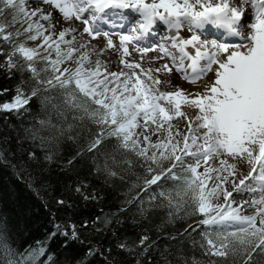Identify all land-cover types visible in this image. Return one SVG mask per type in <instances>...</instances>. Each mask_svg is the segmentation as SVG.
<instances>
[{
    "label": "snow or ice",
    "instance_id": "obj_1",
    "mask_svg": "<svg viewBox=\"0 0 264 264\" xmlns=\"http://www.w3.org/2000/svg\"><path fill=\"white\" fill-rule=\"evenodd\" d=\"M31 3L33 7L29 9L26 0H0V16L8 10L12 13L10 22L0 21V41L10 46V50L0 46V72L10 78L17 73L21 77L12 98L0 102V112L33 116L35 121L37 117L30 108L35 98L41 111L51 105L56 117L61 118L64 112L59 104L52 103L54 97L40 98L41 90H59L66 108L83 113L74 118L87 117L99 126V132L85 150L94 154V173L104 175L105 179L117 176L112 166L120 167V163L114 156L105 159L100 151L106 137H115L117 149L134 154L144 167L141 193L124 201L111 214L112 218L104 221L106 226L114 227L96 228L92 222L93 231L110 232L116 240L115 249L129 256L137 248H143L136 264H142V258H147L144 264H152L148 253L156 241L150 239L147 229L137 233L138 242H130L127 237L121 239L118 229L124 221L118 214L128 212V206L138 207L141 220H147L155 211L167 208L169 222L183 219L182 211L186 216L203 217L189 228L195 232L204 226L199 247L209 257L232 256L242 258L243 264H252L253 253L264 255V0H239L238 4L235 0H31ZM125 10L132 14L131 18ZM108 17L114 19L110 30L105 31L101 25L109 23ZM66 22L68 27H63ZM75 22L83 25L82 33ZM16 24L21 27L8 30ZM156 26H166L169 35L155 48H134L141 53L140 61L127 59L132 55L129 45L137 44ZM209 27L222 31L226 41L209 40ZM57 28L62 30L57 33ZM184 28L191 33L187 38L181 36ZM83 34L92 40L106 37V48L121 52L119 64L123 67L110 71L109 63L99 59L105 48L97 50L91 41L77 40V35ZM112 35L118 36V44ZM28 42L34 46H28ZM150 50L160 53L152 62L167 58L170 63L154 69L142 67L143 54ZM173 70L191 84H202L203 90L192 92L180 87L161 90V85L172 83ZM209 73L213 75L212 82L205 83ZM32 82L34 87L26 94L21 85ZM7 91H0V96ZM189 111L193 114L189 115ZM38 124L39 128L33 125L25 132L31 133L26 138L38 141L39 147L74 127L69 124L64 129L53 123L51 116L39 119ZM41 131L53 135L41 136ZM27 155L29 160L40 159L35 151ZM51 159L50 155L44 156L45 161ZM165 162L169 166L163 167ZM0 164L15 167L2 153ZM168 182L173 187L165 189ZM153 186L165 190L152 191ZM87 188V184L80 182L74 191L85 201L98 199L95 191L87 192ZM149 193L147 203L151 207L145 208L142 195ZM243 194L253 198L238 201L236 196ZM56 203L67 202L60 199ZM246 209L254 211L244 214ZM87 227L88 221L79 227L71 222L53 223L51 237L62 236L65 246L69 241L83 244L80 233ZM185 234L191 235L185 229L168 239H182ZM112 250L89 244L85 257L77 264H89L88 257H99L103 264H113L108 258ZM44 254L45 249L40 248L39 255ZM15 255L10 245L0 244V264H16ZM46 264H52L51 256ZM192 264L199 261L193 259Z\"/></svg>",
    "mask_w": 264,
    "mask_h": 264
},
{
    "label": "trees",
    "instance_id": "obj_2",
    "mask_svg": "<svg viewBox=\"0 0 264 264\" xmlns=\"http://www.w3.org/2000/svg\"><path fill=\"white\" fill-rule=\"evenodd\" d=\"M0 46L2 41H0ZM2 59V58H0ZM22 62V61H21ZM27 79V76L25 77ZM21 77L17 73L11 78L9 75L0 72V91L7 89V93L0 96V102L8 101L14 95L15 88L20 85ZM24 87L26 94L34 87V82ZM54 97L52 103L59 104L64 116L57 118L51 105L41 111L40 103L33 99L30 104L33 116L21 117L14 113L0 112V153H2L10 165L7 167L0 164V244L7 243L15 251L16 264H46L51 256L52 264H77L85 257L89 244L102 245L103 248L112 247L109 259L113 264H136L139 254L143 248H137L131 256L114 247L116 240L107 230L96 233L93 231L92 222L96 228H112L114 225H105L106 219H111V214L130 200L138 193H141L143 179L145 176L144 167L132 153L121 152L117 149L115 137H106L102 142L100 151L104 158L114 156L120 163V167L112 166L117 172L115 178L105 179L104 175L94 173L92 160L94 154L85 150L95 134L99 132V126L95 125L87 117L78 119L83 113L75 112L66 108L62 103V96L59 90L45 92L41 90L40 98ZM51 116L53 123L67 129L69 124L74 125L70 132L64 136H56L48 140L44 147H39L38 141L30 138L31 133L25 129L30 126L39 128L38 120L47 119ZM41 136L51 137L53 133L41 131ZM72 136V140L67 137ZM35 151L40 157L39 161L29 160L27 153ZM50 155L51 160L45 161L44 156ZM131 161V165L123 161ZM71 161V163H70ZM123 177V180L120 177ZM84 182L88 185L87 192L95 191L98 196L96 200L85 201L74 191L75 186ZM134 184L141 187L133 188ZM171 182L165 185V189L172 188ZM153 186L152 191H161ZM149 194H143L142 199L146 201L145 208L151 207L147 203ZM63 199L67 203L57 204L56 201ZM138 204V202H137ZM68 205H71L69 207ZM129 211L119 213V218L124 223L118 229L121 239L137 241L138 232L148 230L151 240L156 244L149 251L148 257L152 264H192L193 259L199 264H243L242 258L209 257L199 247L202 242L200 233L204 226L195 232L189 225L195 227L203 217L186 216L182 211L180 216L183 219L168 220V209H159L149 216L147 220H141L138 215V207L128 206ZM97 217L100 219L97 220ZM84 221L89 222V227L83 228L80 233L84 243L67 242L62 236L51 237L54 231L53 223L67 225L69 222L83 225ZM135 221V224L133 223ZM188 229L191 235L185 234L182 239H168L176 237ZM64 228H61L63 231ZM159 236V239L157 237ZM195 243V246L193 244ZM44 248L45 254L39 255V249ZM147 258H142V264ZM89 264H103L99 257H88ZM252 264H264V255L259 252L253 253Z\"/></svg>",
    "mask_w": 264,
    "mask_h": 264
},
{
    "label": "bare ground",
    "instance_id": "obj_3",
    "mask_svg": "<svg viewBox=\"0 0 264 264\" xmlns=\"http://www.w3.org/2000/svg\"><path fill=\"white\" fill-rule=\"evenodd\" d=\"M235 2L238 4L239 3V0H235ZM26 6L31 9L33 7L32 3H31V0H26ZM249 7L248 5H245V8ZM46 11H52L51 8H46ZM125 12L130 16H132V14L128 11V10H125ZM110 20L112 21L114 18L113 17H109ZM54 22V21H53ZM45 23V27H47V22H44ZM75 26H77L80 30V32L82 33V29H83V25L80 24L79 22H75ZM63 27H68V23L66 22ZM101 27L103 29H107V28H110V22L109 23H104L101 25ZM164 29H165V26H164ZM62 30L61 28H57V33ZM119 31V29H116ZM221 31H217L215 29H208V34H218V35H221L220 34ZM183 35L185 34H189L188 30H183ZM169 35L168 33V30L165 32V33H162L161 31V26H156L154 27V29L149 33L147 34L141 41H139L137 43V45H142V46H146V47H150L152 46L154 43H158L160 40L162 41L163 38L165 36ZM223 37H226V35H223ZM70 38V37H69ZM112 39L115 43H119L118 41V38L116 36H112ZM77 40H85V41H91V46L92 47H95L97 48V50H99L101 47H105L104 45H102L103 43V38H100V37H97L95 40H92L91 37H89L87 34H83V36L81 35H77ZM29 44H33V42H30ZM34 46V44H33ZM131 46V45H129ZM109 52L111 53V55L109 56L110 58H105L106 57V52ZM130 52L132 53V55L130 57H128L127 59L129 60H134L137 56H141L140 53L138 51H134L133 49L130 50ZM106 54V55H105ZM105 55V56H104ZM160 53H151V56H147V58H150V60L146 61L145 60V63L143 64L144 68H156L158 66H160L161 64H164V63H168V61L165 59L163 60H160L158 62H152L153 59L157 56H159ZM121 55L117 53L116 50H112V49H106L103 53V55H101L99 57V59L101 61H107L109 63V70L110 71H113V70H117L119 71L120 68H122L123 66L119 64V59H120ZM146 59V57H145ZM94 60H95V57H94ZM136 60V59H135ZM164 77L162 76V79ZM172 83L170 85H161V90L162 89H169V90H174L175 87H184L186 86V82L184 83L182 81V79L179 77V75H177L175 72H173L171 74V77H170ZM188 87V86H187ZM185 88V87H184ZM183 88V89H184ZM186 90L188 91H191L192 89L190 88H187ZM235 195V194H234ZM253 197L249 194H243L242 196H236V199L239 201L241 199H246V200H250L252 199ZM252 209H246L245 210V213L244 214H249L251 212Z\"/></svg>",
    "mask_w": 264,
    "mask_h": 264
},
{
    "label": "rangeland",
    "instance_id": "obj_4",
    "mask_svg": "<svg viewBox=\"0 0 264 264\" xmlns=\"http://www.w3.org/2000/svg\"><path fill=\"white\" fill-rule=\"evenodd\" d=\"M11 18H12V13H11V11L10 10H8V11H6L5 13H4V15L3 16H0V21H7V22H10L11 21ZM108 19V21L109 22H111V20H110V18L108 17L107 18ZM21 26L19 25V24H16V25H14V26H11V27H9V31H14L16 28H20ZM25 27H26V25H25ZM187 28H184V29H182L181 30V36H183V37H185V38H187L189 35H191V33H189V34H185V35H183L182 33H183V30H186ZM103 30H105V31H109L110 30V28H107V29H103ZM112 36H116L117 38H118V36L117 35H112ZM100 38H103L104 40H103V44L102 45H104L105 47V50L107 49L106 48V37H103V36H100ZM204 37L202 36V39H203ZM24 39V37H20V40H23ZM208 39L209 40H211V39H217L216 38V36H214V35H210V34H208ZM161 41V40H160ZM159 41V42H160ZM158 42V43H159ZM219 42H221V39L219 38ZM30 42H28V46H33V44H29ZM158 43H154L152 46H150V47H146V46H140V45H137V44H135V45H131V46H129V50H131V49H134V48H136V47H139V48H155L156 47V45L158 44ZM2 44L4 45V43H3V41H2ZM4 47L5 48H7L8 50H10V46H7V45H4ZM159 53L158 51H148V52H146V53H144L143 55H144V61L142 62V67H144L143 66V64L145 63V60L146 61H148V60H150V58H147V56H151V53ZM117 53L118 54H120L121 55V52L120 51H117ZM140 53V52H139ZM107 54V55H106ZM106 57L105 58H110L109 56L111 55V53H109L108 51L106 52ZM104 55V56H105ZM109 55V56H108ZM140 55H141V53H140ZM140 57L141 56H137L135 59H134V61H140ZM145 57H146V59H145ZM166 60L168 61V63H170V61L166 58ZM113 71H117V70H113ZM173 72H175V70H173ZM176 73V72H175ZM177 75H179L178 73H176ZM179 77H180V75H179ZM212 79H213V75L211 74V73H209L208 74V76L207 77H205L204 78V82L205 83H211L212 82ZM182 81L185 83L186 82V86H184V87H181V88H184V90H186L187 88H190V89H192L191 91L192 92H196V91H202L203 90V87H202V84H200V83H197V84H191V83H189L188 81H185V80H183L182 79ZM188 86V87H187ZM162 90H164V91H171V90H169V89H162ZM186 91H188V90H186ZM72 110V109H71ZM72 111H75V110H72ZM76 112V111H75ZM193 113L191 112V111H189V115H192ZM152 139L153 140H155L156 139V137L155 136H153L152 137ZM167 166H169L168 165V162H165L164 163V165H163V167H167ZM252 211H254L253 209L251 210V212L249 213V214H251L252 213Z\"/></svg>",
    "mask_w": 264,
    "mask_h": 264
}]
</instances>
